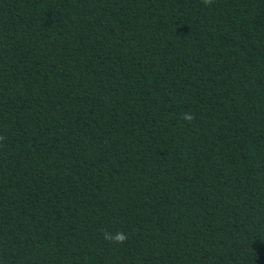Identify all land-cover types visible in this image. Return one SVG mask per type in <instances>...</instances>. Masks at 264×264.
I'll return each mask as SVG.
<instances>
[{
  "label": "trees",
  "instance_id": "obj_1",
  "mask_svg": "<svg viewBox=\"0 0 264 264\" xmlns=\"http://www.w3.org/2000/svg\"><path fill=\"white\" fill-rule=\"evenodd\" d=\"M0 137V264H264V0H0Z\"/></svg>",
  "mask_w": 264,
  "mask_h": 264
},
{
  "label": "clouds",
  "instance_id": "obj_2",
  "mask_svg": "<svg viewBox=\"0 0 264 264\" xmlns=\"http://www.w3.org/2000/svg\"><path fill=\"white\" fill-rule=\"evenodd\" d=\"M201 3L208 7L213 3V0H201ZM184 121H191L194 117L190 112H184L181 117ZM3 137H0L2 140ZM103 239L113 245H123L128 240V235L124 231L109 232L107 230L103 231Z\"/></svg>",
  "mask_w": 264,
  "mask_h": 264
}]
</instances>
